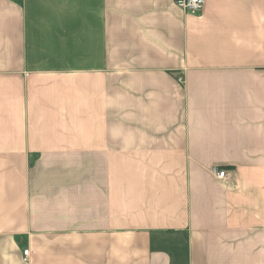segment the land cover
<instances>
[{
	"label": "crops",
	"instance_id": "crops-1",
	"mask_svg": "<svg viewBox=\"0 0 264 264\" xmlns=\"http://www.w3.org/2000/svg\"><path fill=\"white\" fill-rule=\"evenodd\" d=\"M177 1L0 0V264H264V0Z\"/></svg>",
	"mask_w": 264,
	"mask_h": 264
},
{
	"label": "built area",
	"instance_id": "built-area-1",
	"mask_svg": "<svg viewBox=\"0 0 264 264\" xmlns=\"http://www.w3.org/2000/svg\"><path fill=\"white\" fill-rule=\"evenodd\" d=\"M177 5L188 13L200 14L205 7V0H178ZM211 173L220 179L227 177V172L219 167H212ZM32 251L27 249L24 251L25 261H29Z\"/></svg>",
	"mask_w": 264,
	"mask_h": 264
}]
</instances>
